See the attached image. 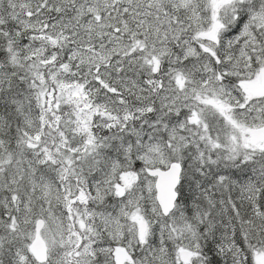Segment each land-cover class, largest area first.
Listing matches in <instances>:
<instances>
[{
  "label": "snow or ice",
  "instance_id": "6c2138e0",
  "mask_svg": "<svg viewBox=\"0 0 264 264\" xmlns=\"http://www.w3.org/2000/svg\"><path fill=\"white\" fill-rule=\"evenodd\" d=\"M0 264H264V0H0Z\"/></svg>",
  "mask_w": 264,
  "mask_h": 264
}]
</instances>
